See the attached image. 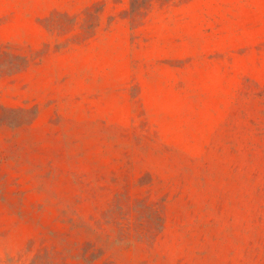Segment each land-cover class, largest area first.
I'll return each instance as SVG.
<instances>
[{
	"label": "rangeland",
	"instance_id": "rangeland-1",
	"mask_svg": "<svg viewBox=\"0 0 264 264\" xmlns=\"http://www.w3.org/2000/svg\"><path fill=\"white\" fill-rule=\"evenodd\" d=\"M0 264H264V0H0Z\"/></svg>",
	"mask_w": 264,
	"mask_h": 264
}]
</instances>
